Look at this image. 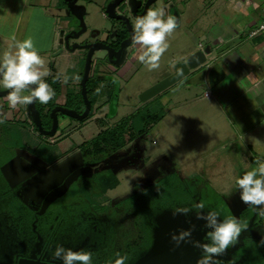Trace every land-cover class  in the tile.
<instances>
[{
  "label": "rangeland",
  "instance_id": "1",
  "mask_svg": "<svg viewBox=\"0 0 264 264\" xmlns=\"http://www.w3.org/2000/svg\"><path fill=\"white\" fill-rule=\"evenodd\" d=\"M1 1L0 44L5 42L7 48L14 46L12 40L22 41L29 37L36 50L51 48L49 43L52 41L56 48L59 47V38L63 31L78 30L82 25L64 7L66 1L70 5L73 2L71 0H37L40 2L39 7L33 8V13H30V9H25V0H7L6 2H14V9L11 10L4 7L5 0ZM57 1L58 4H63V8H55ZM94 1L99 5L85 3L86 8L81 7L83 5L76 6L72 11L81 17L80 20L85 18L89 29H100L104 27L101 23V13L104 11L105 0ZM210 1L212 2H208ZM115 2L116 0L111 5L104 6L106 12ZM184 3L188 4L190 1L184 0ZM221 3L214 7L215 12L195 6L198 10L195 15L205 16L200 20V24L207 37L201 38L203 31L200 30L188 32L186 34L190 35V39L184 45L175 39L177 32L174 30L168 36L172 43L168 41V49L160 58L159 68L149 70L137 60L130 70L124 69L125 73L118 77L121 94L116 110L111 111L112 118H107L113 124L109 128L119 125L127 131L130 124L127 126L124 119H129L132 115L134 117L147 105L154 108L156 114L163 112L166 115L161 122L153 121L145 133L139 134L135 131L130 135L132 139L125 137L127 143L120 149L105 145L102 151H88V146L95 140L102 139L104 135L105 124L102 128L103 121H95L101 113L100 110L103 115H110L108 107L101 105V102L106 100L103 94L96 100L87 119L78 121L65 116L59 133L49 138L31 135L34 131L26 112V104L15 109L20 124L8 130L0 128V264H17L16 255L19 257L26 249V243L31 245L35 242L42 244L43 248L47 247L48 252L57 246L90 252L92 264H114L117 254L126 257L125 264H197L200 249L193 245L196 241L205 242L204 237L208 231L204 227V221L196 218L198 211L206 213L215 209L220 213L221 220L235 217L241 223L248 224L245 229L251 223L258 226L257 229L262 227L264 215L257 213V206L245 205L240 201L239 189L235 183L237 177L257 167L258 162H264V80L261 86L254 84L256 78L259 80V74L264 78V70L261 72L259 66L251 64L252 54L247 53L249 60L245 68H236L235 72L230 71L223 79L215 77L214 84L196 85L183 80L163 93L167 97L164 98L166 102L164 99L155 98L144 103L139 99L143 92L171 76L168 74L174 73L178 63L185 60V46L194 49L199 48V45L204 46L212 37L220 38L221 29L230 36L237 33L235 25L241 23L240 20L231 22L234 24L233 28H223L225 19L233 16V13L228 15L227 6ZM204 10L208 12L205 13ZM115 12H118L117 7L111 10V14L114 15ZM44 13L47 15L43 16ZM49 15L55 17L54 21ZM112 20L114 22V19ZM250 25L245 29L247 35L251 30ZM51 28L57 30L56 37L52 39ZM49 52L51 50L47 51V56ZM66 58L67 56L65 63L57 70L59 76L53 78L52 75L50 78L54 83L52 86L57 87L55 93L59 94L58 97L54 95V99L61 103L59 98L64 93V101H73L82 108L84 100L81 99L83 97L80 95V89L85 65L81 64V70L78 72H70V61ZM216 60L214 56L211 63L226 65L225 60ZM95 65L93 60L89 87L95 84L94 87L102 91L111 84L95 78L99 75ZM251 65L256 69L253 70L256 78L249 76ZM45 69L44 63L41 70ZM64 77L68 78V82L59 86L57 83ZM75 81L76 85L73 83ZM207 81L209 82L208 79ZM64 85L65 92L61 89ZM92 95L93 93L89 92L87 98L92 99ZM106 97L108 98V95ZM248 112L252 114L247 117L245 114ZM3 136L9 138L4 141ZM81 160L91 163L95 175L79 178L66 195L57 199L40 215L43 199L60 185L62 175H68ZM168 176L175 178V183H179V186L191 187L188 190L193 191L195 195L192 194L191 198L180 206H176L174 198H171L169 203L168 198L159 197L162 207L154 208L148 213L155 224V245L143 254L142 259L129 263L128 252L131 250V243L138 240L136 233L140 230L139 223L143 221L130 215L131 220L128 219L125 223L122 216L126 212H134V209L139 212L134 208V204L129 202L130 199L134 196L140 197L148 186ZM116 179L120 185L115 190L109 189L116 183ZM164 190L163 187L162 192ZM199 203L205 205L203 210L193 207ZM17 205L20 208L16 207L12 211ZM185 207L192 209L188 216L173 215L177 208ZM52 209L61 210L57 220L49 216ZM36 215L42 220L45 219V222L35 221L33 218H36ZM39 224L46 234L43 231L38 234L32 232ZM136 229L139 230L136 232ZM189 229L192 235L186 241L178 243L172 239L173 235H179L181 231ZM245 229H242L235 244L222 256L227 257V254L234 253L235 260L246 259L260 263L262 261L264 264V239L260 238L264 237L261 235L264 233L253 232L243 240L241 235L247 232ZM240 239L245 242V246L239 248ZM164 258L168 259L161 263Z\"/></svg>",
  "mask_w": 264,
  "mask_h": 264
},
{
  "label": "clouds",
  "instance_id": "2",
  "mask_svg": "<svg viewBox=\"0 0 264 264\" xmlns=\"http://www.w3.org/2000/svg\"><path fill=\"white\" fill-rule=\"evenodd\" d=\"M177 18L166 15L163 8L148 9L143 16H137L132 29L131 44L136 48V59L149 70L159 68V61L168 49L166 38L177 28ZM14 51L9 50L0 54V89L10 90L4 97L10 108L18 105L31 104L34 101L47 104L54 96L53 89L45 81L48 71L41 70L44 65L42 57L34 47L32 39L26 38L16 41ZM63 83L68 78H63ZM30 85L35 87L30 88ZM28 91L29 95L22 93ZM235 183L239 189L240 201L249 206H257L259 215H264V162L251 171L237 177ZM203 210L205 205L199 203L193 206ZM190 208H177L173 215L188 216ZM196 218L204 221L208 229L204 241L194 242V247L200 249L197 264H219L217 258L224 255L230 246L234 245L242 229L247 227L238 218L227 217L220 219V213L213 209L198 211ZM192 235L191 229L173 235L174 241H186ZM53 259L62 261V264H92V254L87 251H73L63 246H57L52 253ZM126 257L119 256L114 264H125Z\"/></svg>",
  "mask_w": 264,
  "mask_h": 264
},
{
  "label": "crops",
  "instance_id": "3",
  "mask_svg": "<svg viewBox=\"0 0 264 264\" xmlns=\"http://www.w3.org/2000/svg\"><path fill=\"white\" fill-rule=\"evenodd\" d=\"M6 1L7 0H5V2H4L5 3L4 7L9 9V10H11L12 8L14 9V4H13L14 2L13 1L12 2H6ZM110 1L111 0H105L104 6H107ZM189 1H190V3L185 4L184 0H158L155 7L152 8V9L163 8L166 15H172V16H175L177 18V25L178 26L175 29V31L177 32L175 39H178L179 41H181L180 43L183 42L184 45L190 39L189 38L190 35L188 36V34H186L188 32L194 33V32H197L198 30H200V31H203L201 38L204 39V37H207L205 30H202V27H201L202 25L200 24V20L203 19L205 16H202V14H201V16H199V15L196 16L195 14H196V11H198V10L195 8V6L198 8H200V6H202L203 9L205 8V10L208 9V11H210V10L214 11L216 8V5L219 6L223 0H214V1L212 0V2L211 1L208 2L209 0H189ZM25 2H26L25 3L26 4L25 9H28V10L30 9V11H31L30 13H33V8H38L39 7L38 3H40L37 0H25ZM113 2H114V0L109 5H111ZM35 3H37V4L35 5ZM67 3H68V1H66V6H64V7L67 8L69 10V12H71L70 14L72 15V17H75L83 26V27H81V31L79 32L80 34L79 33L76 34V36L78 35V37L74 38L75 41L71 42V45H73V47H76V48L74 49V51H71L72 48H70V47L68 49L67 46H66V48L63 49L62 48L63 45H61V44H59V47L55 48V46H54L55 44L52 41V43H49V46L51 48H47L44 50H37V52L39 53L40 56L42 54H46V55H43L41 57L45 63V68L49 72L48 76L51 77L53 75V78L59 76V73H58L59 71H57V70H58V68H60V65L62 63H65V56H67L66 59H69V61H70V63H68V65H69L68 70L70 72H78L79 70H81V67H82L81 64L86 66V64H85L86 61L84 59V50L78 49L80 46L79 43L103 41L104 39H106L108 37L109 33L112 31V25L115 23V19L108 15V13L105 10L106 7H104L102 5L104 11L101 13V16L103 17V22H101V23H102V25H104V27H101L100 28L101 30L97 29V27L89 29L88 26L86 25L85 18H83V20H80L81 17L79 15H78L79 16L78 17L76 15L77 14L76 12L72 13V11L70 10ZM85 3H89V5H92V6L99 5L94 0H74L73 5H72L73 9L76 6H81V5H83L81 7H85ZM223 3H225V5L227 6V11L229 13L228 15L233 13V16H231V17L229 16L231 18V20L229 17L227 19H225L226 23L223 24V28H226V29H229L230 27L233 28L232 26L234 24H231V22L233 21L235 23L236 19L238 21L240 20L239 22H241V23H239L238 25H235L237 33H234L232 36H230L225 30L221 29V35H220L221 39L219 38V36L216 37V39H214L212 37L211 39H209V42L206 45H204V46L199 45V48H197V49L185 46L184 47V49H185L184 50L185 60L179 62L178 64L185 62L186 59H188L189 57H191L192 55H194L195 53H197L199 51H204V52L207 51L208 53H207V63L204 64L203 66H201L200 68H198L197 70L191 72V74L187 78H185L184 81L188 80L187 82H191V83L193 82L196 85L214 84L213 81H214L215 77H221L220 79H223L224 77L227 76V73H229L230 71L235 72L236 68H238L239 70L241 68L242 69L245 68V66L247 65V61L249 60V59H247L248 58L247 53L252 54V55H250L252 57L250 60L251 64L254 66H257V67L259 66L261 72L264 70V33L258 34L255 37L250 36L251 33L255 32L258 29L259 25L263 21L264 0H225V1H223ZM223 3H221V5ZM0 5H2V1L0 2ZM56 7H58L59 9L63 8L62 3L58 4V1H57L55 8ZM205 10L203 12L207 13L208 11H205ZM44 15H47V14L44 13L43 16ZM49 16L54 21L55 17H52V15H49ZM111 19H114V22H113V20L111 21ZM133 20L135 21V19H133ZM133 20H132V24L134 25ZM68 21H70V19ZM254 23H256V24L253 25ZM257 23H259V24L257 25ZM248 24H251L250 25L251 30L248 32L249 35H247L246 31H245ZM106 26H109V27L106 28ZM51 32H52L53 36L51 35L50 39H52V37L53 38L56 37L55 35L57 34V30L51 28ZM166 40H167V43L169 40L172 43V41L169 37ZM16 41L12 40V42H13L12 44H15ZM59 42H60V40H59ZM233 44L236 46L233 47L232 46ZM5 45H7L5 42L2 45L0 44V54H2L5 51H9V50L14 51L15 50L14 46H11L12 48H7L8 46L6 47ZM80 47H82V46H80ZM49 50H51V52H49L50 54L48 56H51V57L53 56V64L51 66L46 61L48 58L47 51H49ZM57 51H59V53L57 54V56H55L54 54L57 53ZM94 54H95V56H94L93 60H95V63L97 60H100L101 58L105 57L104 52H101V51L95 52ZM129 54H130L129 51H127L124 63L127 66L129 65V67H127V69L130 70L134 66V65H132L134 63V61L131 60ZM214 56L217 59L216 61L225 60L226 65L223 63H221V66H218L214 63L212 64L211 62H213ZM209 62H210V64H209ZM95 66H97V65H95ZM248 66H249V64H248ZM92 68H93V63H92L91 69ZM253 70L256 71V69H254V67L252 66V70L249 71V76H251V77L255 75V74L253 75ZM246 73L248 75V71H246ZM76 75H77V73H76ZM168 75H171V73ZM118 77H122V73L120 75H115L116 80H118ZM253 78H256V76H254ZM75 79H77V78H75ZM194 79H197V80L195 81ZM207 79L209 80L210 83L207 81ZM263 80H264V78H262L259 74V80L256 78V81H255L256 83H254V84L261 86ZM61 81H63V80H59V82L57 83L59 86L62 84H65ZM73 83L75 85L77 84L76 81ZM172 87H170L169 89H171ZM61 89L65 90V85H64V88L61 87ZM169 89H167V90H169ZM164 92L157 95L155 98L162 97V98L167 99V97L164 96V94H163ZM155 98L149 100L148 102L154 100ZM59 99L61 100V103L64 101V99H65L64 93H63V96H60ZM148 102H145V103H148ZM165 102H166V100H165ZM251 114L248 112L245 115L248 117V115L250 116ZM165 117H166V115H165ZM63 130H65V128ZM247 131H249V129ZM247 131H245V132H247ZM74 164H75V162H74ZM75 165H77V164H75ZM107 195H109V194H107ZM256 233H264V226H262ZM261 235L264 236V234H261ZM260 238L264 239V237L263 238L260 237Z\"/></svg>",
  "mask_w": 264,
  "mask_h": 264
},
{
  "label": "flooded vegetation",
  "instance_id": "4",
  "mask_svg": "<svg viewBox=\"0 0 264 264\" xmlns=\"http://www.w3.org/2000/svg\"><path fill=\"white\" fill-rule=\"evenodd\" d=\"M71 1L74 2V0H71ZM157 1L158 0H120L118 3V6H117L118 12H115L114 14L119 16V17L127 19L129 21L131 31H130L128 24L124 20H116L115 23L112 25V31L109 33V35L106 39H104L103 41L79 43L80 46L85 47V46L92 45V44H97L98 46H104V47L108 46L111 49H113L114 53H117L122 47L126 46L132 38V33H131L132 29H133L132 20L135 19L134 17L135 16L136 17L137 16H143L147 12L148 9L155 7V5L157 4ZM73 2H71V4ZM67 4L69 6V3H67ZM80 31H81V28L78 30L72 29L69 31H63L64 34H62L60 37V44L63 45L62 48L63 49L66 48V44H68L69 47L72 48L73 45H71V42L75 41L74 38L73 37L69 38L67 42L65 41V38L74 32L75 33L72 36H75ZM59 51H57V53H55L54 55L57 56ZM127 51H129V53H130L129 56H130L131 60H133L134 62L137 61V59H136V55H137L136 48L133 47L132 45L130 47H128V49L124 50V52L121 56V60H120L118 65L115 64L116 58L112 57L110 60L108 52L101 51V52H104L105 57L96 61V65H97L96 67H98V71H99L98 74L99 75H96L95 78H97L99 80L103 79L104 81L110 83L111 85L106 87V88L104 87V90H102V91L98 90L96 87H94L95 84L93 85V87L87 88V95H89V92L93 93V95H92L93 98L92 99L88 98V101L91 104V110H90L89 115L92 113L93 105L96 104V100H98V97L100 96V94L104 95L103 96L104 99L106 98V100L104 102H101L102 103L101 105L108 107V111H110V115L109 114L103 115L104 114L103 111L100 110L101 113L95 119L96 122L103 121V123L101 124V127L103 128V124H105V126H106L105 128H103V131L106 130L107 128L111 127L110 125H113L112 122L107 120V118H112V114H111L112 112L111 111L114 109L116 110L118 98H119V95L121 94V91L119 90V84L117 83L118 80H116L115 75H120L121 73L124 74L123 70L127 69V67H129V65L127 66L124 63ZM88 53H89V49L84 50L85 61L87 59ZM43 55H46V54H42L41 56H43ZM94 56H95V54L93 53L92 61H91V67H92ZM46 61L51 66L53 64V56L52 57L48 56ZM85 64H86V62H85ZM99 67H101V68H99ZM91 71H92V69H91ZM84 73H85V71H84ZM83 77H84V75H83ZM50 78L51 77H48V76L44 77L45 81L53 89L54 95H56L58 97L59 94L55 93V90H57V87L52 86V84H54V83L50 80ZM82 81H83V79H82ZM88 81H89V78H88ZM81 84H82V82H81ZM30 86H31L30 88L35 87V85H30ZM8 91H10V90L0 89V95L6 93ZM22 94L23 95H29L30 92L25 91ZM80 95L82 96V89H80ZM107 95H108L109 99L106 97ZM4 97L5 96H0V128H4V129L8 130L12 127H15L17 124H20V122H19L20 120L17 118V114H15L16 113L15 109L20 105H18L14 109L10 108L8 105V102L6 101V99H4ZM81 99H83V98H81ZM69 102H70V104H68ZM106 103H108L107 106L105 105ZM59 107L65 109V110H68V111H75L79 115H83L86 111L85 103L82 105V108H80L73 101H65L64 103H59V102H57V100L54 99V96L47 104H40L38 102H35V108L39 113V118H40V122H41L42 129H43V134H42V132L40 131V129L37 126L36 121L34 120V117H33L31 110L29 109V104H26V112H28L27 114L30 117L29 122L32 124L33 131H34V132H32L31 135H34V137L35 136H37V137L41 136V137H48L49 138V136L44 135V133L52 132V130L54 128V116L57 118V122H58L57 123L58 127H57V131H56V134H58L60 127H61V122H63V120H64L63 118L66 116L65 114H63L61 112H56V114L53 116V114H52L53 111ZM8 113H10V114H8ZM89 115H88V117H89ZM100 115H102V116L100 117ZM13 117H16V119H14ZM68 118H70V117H68ZM102 132H100V133H102ZM25 134L29 135V133H25ZM31 135H30V137H31ZM8 138L9 137L3 136L2 140L5 141ZM87 167L91 168V163H89V161L86 162L84 160L83 161L81 160V164L75 165V169H73V171H70L68 173V175H66V176H65V174L62 175L63 178H62V181L60 184H62L65 181V179L68 178L77 169L87 168ZM92 171H93V169H92ZM90 174H91V177H93L95 175V171L91 172ZM82 177L84 178V177H88V176L83 175L80 178H82ZM15 207L19 208L18 206H15ZM49 207L47 209H49ZM36 213L39 214L38 211H36ZM258 230L259 229H255V232H257ZM32 232L34 233L35 231L32 230ZM249 233H250V231H249ZM35 234H38V233H35ZM46 250H47V247L43 248V245L42 244L40 245L38 242H35L34 244H31V245L26 243V249H24L20 253L19 257L16 255V261L18 260L17 264H20V263L21 264H62V261L57 260V259H53L52 255H51L55 249H53V251L51 250L50 252H48Z\"/></svg>",
  "mask_w": 264,
  "mask_h": 264
},
{
  "label": "trees",
  "instance_id": "5",
  "mask_svg": "<svg viewBox=\"0 0 264 264\" xmlns=\"http://www.w3.org/2000/svg\"><path fill=\"white\" fill-rule=\"evenodd\" d=\"M88 87H89V81L87 82V88ZM162 99H164V98L159 97V100H162ZM161 106L163 107V105H160V107ZM164 118H165V114L163 112L156 114L154 111V108L149 107L147 105L144 109L139 111L137 113V115H135L134 117L132 115L131 117H129V119H124V122H127V126H129V124H130V126L127 128V131H125L123 129V127H119V125L116 128L112 127V128H108V129L104 130L103 138L102 139L99 138V139L95 140L94 142H92V144L90 146H88L89 147L88 151L90 153L102 151V148L105 145L106 146L107 145H113L114 148L116 150H118V149H120V147L123 144H124V146L126 145L127 142L125 141L126 140L125 137L132 139L131 136H132V134H134L135 131L139 134H143L146 132L147 128L153 124V121H156V123H158V122H161ZM84 145L86 146V144H84ZM84 145H83V147H84ZM101 154H105V153L101 152ZM116 180H117V181H115L116 183L114 185L110 186L109 189L115 190L120 185L119 180L118 179H116ZM163 187L165 188V190L162 192ZM189 188H191V187H189ZM189 188L184 186V185L179 186V183L178 184L175 183V178L173 179L170 176H168V177L160 180L158 183H154L153 185L148 186L146 188V190H144L140 194V197L134 196L133 198L130 199L129 202L131 204H134V208H137L139 212H137L135 209H134V212L133 211L132 212H126L122 216V221L126 223L128 219L131 220L130 215H133L135 218L139 217L138 219H140V221L142 220L143 223L142 222H141L142 224L139 223L141 225L139 228L140 230L139 229L135 230L136 232L139 230L136 233L138 240H136L134 243H131V250H129L128 256H129V259L132 261H130L128 259L129 263L133 262V260H135V259H136L135 260L136 262H137V260L139 261L140 259H142L143 254L146 253L147 251H149L154 245V242H155V230H154L155 228H154V226H155V224H153V220L151 219V217L149 216L148 213H150V211L154 208L157 209L159 207H162V205H161L162 201L159 199V197L162 199L168 198L167 202H169V203H170V199L174 198L176 200V204H177L176 206H180L183 203H185L186 200L190 199L192 194H193V196L195 195L193 193V191L188 190ZM156 197H158V198H156ZM18 207L20 208V206H18ZM132 207H133V205H132ZM15 209H16V207L14 209L12 208L11 210L14 211ZM141 210L143 212H141ZM60 212H61L60 209L58 211H56V209H54V210L52 209L49 216H52V218L54 220H57V215ZM15 213H16V211H15ZM113 214H121V212L120 213L119 212H113ZM113 214H111V215L113 216ZM141 217H143V218H141ZM33 219L35 221H39V222L42 220V219L38 218L37 215H36V218H33ZM44 220H42V221H44ZM263 225H264V223H262V226ZM247 226H248V224H247ZM255 227L256 226L253 223H251V225L247 229H245L247 232L246 233L243 232L241 235V237L243 236V240L246 237H248L249 235H251L253 232H255V229L259 228L258 226L256 228ZM32 230L35 231L34 233H43L44 232L46 234V231L42 230V228L40 227V224L37 225L36 227H34V229H32ZM250 230L252 232L249 233ZM241 240L242 239L238 240L240 243V246H238L239 248L245 246V242H243V240H242V243H241L240 242ZM259 241H262V240H259ZM259 241H255V242H259ZM42 242H43V240H42ZM251 249H252V247L250 248V250ZM73 251H77V250H73ZM258 253H260V249L258 250ZM258 253L256 254L257 257L259 255ZM231 254H227L226 255L227 257L221 256V257L217 258L219 264H262V261L260 263L257 261H255V262L249 261V260L246 261V259L235 260V259H233L234 253L232 255ZM260 255H262V254H260ZM228 256H230V257H228ZM256 256H255V258H256ZM223 258H226L227 260L223 259Z\"/></svg>",
  "mask_w": 264,
  "mask_h": 264
},
{
  "label": "water",
  "instance_id": "6",
  "mask_svg": "<svg viewBox=\"0 0 264 264\" xmlns=\"http://www.w3.org/2000/svg\"><path fill=\"white\" fill-rule=\"evenodd\" d=\"M119 1L120 0H116L114 6L111 7L107 11V13L110 17H113L115 20H124L130 28L129 21L127 19L111 14V10H113V8H116L118 6ZM72 5H73V3L69 5V8L71 11L73 10ZM72 13H73V11H72ZM81 27H83V26L81 25ZM130 31H131V28H130ZM74 33H71L68 37H66L65 41L67 42L68 38L78 37V35L72 36V35H74ZM62 34H64V32H62ZM131 45L132 44H131V40H130L128 42V44L126 46L122 47L117 53H114L113 49H111L108 46H106V47L98 46L97 44H92V45H88L85 47H79L78 49H82V50L89 49V53H88V56L86 59L85 73H84L83 81L81 84L82 97H83L84 103L86 105V111L83 115H79L75 111H68V110H65V109L59 107L53 111V113H52L53 116L56 114V112H61L70 118L77 119L78 121H83V120L87 119V117L90 113V110H91V104L87 98V82H88V78H89L90 71H91V61H92L93 53L98 52V51H106V52H108L110 60L112 57L116 58L115 64L118 65L120 60H121V56H122L124 50L128 49V47H130ZM66 46L69 49V45L66 44ZM75 48L76 47H72L71 51H74ZM207 53H208L207 51H205V52L199 51V52L195 53L194 55H192L191 57H189L188 59H186L185 62L178 64L174 68V73L171 74V76L163 79L157 85H155V86L151 87L150 89H148L147 91L143 92L139 97L140 101H142L144 103L148 102L149 100L155 98L157 95L161 94L162 92L166 91L170 87L176 85L177 83H179L182 80H184L185 78H187L191 74V72L197 70L198 68H200L201 66H203L204 64L207 63ZM29 87H31V86H29ZM6 95H7V92L0 95V96H6ZM29 109L31 110V112L33 114L34 120L36 121L38 128L40 129V131L43 134V129H42V125L40 122L39 113L35 108V101L33 103L29 104ZM57 123H58L57 118L54 116V128H53L52 132L44 133V135H47L49 137H54L56 135V131H57V127H58ZM91 172H93V171L89 167L77 169L68 178H66L62 184H60L57 188L51 190L43 200L40 215H43L45 213V211L47 210V208L50 205H52L57 199L66 195L67 192L69 191V189L71 188V186L73 185V183H75L81 176L87 175L88 177H91V174H90ZM154 245H153V247H154ZM167 259L168 258H164L161 263L165 262L164 260H167Z\"/></svg>",
  "mask_w": 264,
  "mask_h": 264
},
{
  "label": "built area",
  "instance_id": "7",
  "mask_svg": "<svg viewBox=\"0 0 264 264\" xmlns=\"http://www.w3.org/2000/svg\"><path fill=\"white\" fill-rule=\"evenodd\" d=\"M260 33H264V18H263V21L261 22L259 28L255 32L251 33L250 36L255 37Z\"/></svg>",
  "mask_w": 264,
  "mask_h": 264
}]
</instances>
